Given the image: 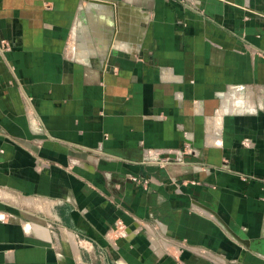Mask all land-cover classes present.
<instances>
[{
	"label": "crops",
	"instance_id": "obj_1",
	"mask_svg": "<svg viewBox=\"0 0 264 264\" xmlns=\"http://www.w3.org/2000/svg\"><path fill=\"white\" fill-rule=\"evenodd\" d=\"M0 264H264V0H0Z\"/></svg>",
	"mask_w": 264,
	"mask_h": 264
},
{
	"label": "built area",
	"instance_id": "obj_2",
	"mask_svg": "<svg viewBox=\"0 0 264 264\" xmlns=\"http://www.w3.org/2000/svg\"><path fill=\"white\" fill-rule=\"evenodd\" d=\"M149 157V156H148ZM153 157V156H151ZM173 158L172 157H164V158H159L155 163L161 166H165L168 164H171L173 162ZM132 180L136 183L142 184L144 186H147L149 184V179H144V178H140V177H133Z\"/></svg>",
	"mask_w": 264,
	"mask_h": 264
}]
</instances>
